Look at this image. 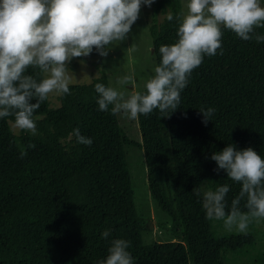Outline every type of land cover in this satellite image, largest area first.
<instances>
[{"label": "trees", "instance_id": "1", "mask_svg": "<svg viewBox=\"0 0 264 264\" xmlns=\"http://www.w3.org/2000/svg\"><path fill=\"white\" fill-rule=\"evenodd\" d=\"M154 6L173 14L172 21L165 16L149 26L157 67L160 46L177 41L176 17L182 21L184 14L181 0ZM255 34L264 35V27ZM222 47L223 54L218 49L193 70L175 112L165 118L154 110L137 118L140 140L126 133L112 106L99 110L95 84L109 87L102 69L88 83H70V94L58 95V105L41 103L33 117L35 135L13 131L14 117L0 118V264H98L114 239L130 242L134 264H225L229 253L264 264V236L258 237L264 220L240 234L222 220L207 219L202 206L204 191L227 184L230 208L242 187L223 170L214 171L213 153L232 143L264 158V42L223 29ZM38 72L29 67L26 74L40 79ZM209 107L215 112L205 124L199 110ZM77 128L92 138L91 146L77 143ZM129 147L143 151L148 192L167 240L144 241L149 214L135 200Z\"/></svg>", "mask_w": 264, "mask_h": 264}, {"label": "clouds", "instance_id": "2", "mask_svg": "<svg viewBox=\"0 0 264 264\" xmlns=\"http://www.w3.org/2000/svg\"><path fill=\"white\" fill-rule=\"evenodd\" d=\"M155 0H0V118L14 117L13 129L37 133L34 113L50 94H70L72 75L68 64L73 58L87 57L93 50L107 57L111 45L128 38L132 25L139 19L142 6L151 7ZM168 21L173 14L168 12ZM179 27L177 41L159 48L160 63L144 87L128 98L113 87L95 84L100 111L124 112L135 120L154 110L167 118L181 102L194 69L205 56L223 54V29L234 32L245 41L253 38L264 42V35L255 34L264 27V7L260 0H188L187 14ZM31 67L37 76L26 74ZM126 82V81H125ZM35 101V102H33ZM215 109L201 108L207 124ZM73 134L77 143L91 146L93 140L79 129ZM28 148H35L29 144ZM27 151L20 150V158ZM216 171L241 183L239 195L226 203L227 184L203 192V209L209 220H222L228 231L247 234L249 226L264 220V158L253 148L237 150L231 143L213 153ZM193 193L200 196V189ZM244 207L240 208L242 199ZM110 230L102 233L107 238ZM130 242L114 239L105 260L98 264H134L127 250Z\"/></svg>", "mask_w": 264, "mask_h": 264}, {"label": "rangeland", "instance_id": "3", "mask_svg": "<svg viewBox=\"0 0 264 264\" xmlns=\"http://www.w3.org/2000/svg\"><path fill=\"white\" fill-rule=\"evenodd\" d=\"M157 0H155L156 2ZM261 6L264 7V0H260ZM188 0H181L182 14H187ZM169 12L167 8L164 10H156L154 3L151 7L142 6L139 19L132 25V29L128 38L118 44L111 45L107 57H101L93 50L87 57L73 58L68 64L70 75H72L71 83H88L94 77L100 75V70H104L107 77L109 87H113L118 92L124 94L128 98L135 92H142L145 83L155 74V65L151 55L152 39L149 33V26L155 19L161 21ZM126 81V82H125ZM49 100L53 106L59 104L58 95L50 94ZM119 122L126 131L134 139L140 140V132L137 119H130L124 112H117ZM13 122L10 124L11 128ZM18 132L19 130L13 129ZM128 164L131 171L133 189L135 191V200L140 208H143L149 214L147 227L149 231L144 234V241L149 243L152 240L164 241L169 239L168 233L160 226L159 218L164 220L161 215L156 212L155 205L150 198L146 184V164L143 151L136 147L127 148ZM168 221H166V224ZM167 226V225H166ZM250 228V227H249ZM218 232L219 230L215 228ZM264 231L259 233L258 237H263ZM252 257L243 254L234 255L229 253L226 255L225 264H252Z\"/></svg>", "mask_w": 264, "mask_h": 264}]
</instances>
